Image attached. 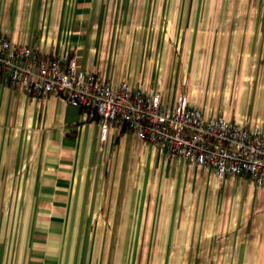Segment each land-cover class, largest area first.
<instances>
[{"label":"crops","instance_id":"1","mask_svg":"<svg viewBox=\"0 0 264 264\" xmlns=\"http://www.w3.org/2000/svg\"><path fill=\"white\" fill-rule=\"evenodd\" d=\"M213 1L0 0V31L172 109L186 94L207 117L264 130V25H202ZM257 8L243 17L264 18ZM139 241L192 264H264V189L122 123L101 141L98 115L0 74V264H136Z\"/></svg>","mask_w":264,"mask_h":264},{"label":"built area","instance_id":"2","mask_svg":"<svg viewBox=\"0 0 264 264\" xmlns=\"http://www.w3.org/2000/svg\"><path fill=\"white\" fill-rule=\"evenodd\" d=\"M0 74L34 97L59 93L71 105L99 116L100 139L110 127L126 124L141 140L185 160L207 165L220 177L247 175L264 189V130L246 128L224 117H207L186 94L172 109L161 95L113 84L76 62L41 55L0 31Z\"/></svg>","mask_w":264,"mask_h":264},{"label":"rangeland","instance_id":"3","mask_svg":"<svg viewBox=\"0 0 264 264\" xmlns=\"http://www.w3.org/2000/svg\"><path fill=\"white\" fill-rule=\"evenodd\" d=\"M206 5L213 6V10L216 12L215 17H211L209 15L208 17L203 18L202 25H253V24H263L264 25V18H257V17H250L246 18L243 17V13L247 10H255L258 9L259 11L264 9V3H253V2H245V1H230V0H215L212 3L211 2H205ZM204 10H208V8L205 6ZM233 10L234 16L232 18H228L227 14L229 11L231 12ZM223 11V13H222ZM225 13L226 16H223ZM170 20V19H169ZM167 31V30H166ZM163 36H165L171 43H182V39L178 40V35L176 33H172L169 30L167 31V34L165 33ZM160 40V39H159ZM181 50V48H180ZM155 244V245H154ZM176 244V243H174ZM154 246V247H153ZM157 247V248H156ZM168 247V256H166V248ZM170 243H146L144 241H139L137 243L136 248V264H192L193 259L187 258L186 256H178L172 252L170 249ZM158 249V256L154 257L153 259L148 257L147 250L148 249ZM184 248V247H183ZM155 249V251H156ZM181 249V247L179 248ZM152 250V251H153ZM164 254V255H163Z\"/></svg>","mask_w":264,"mask_h":264},{"label":"trees","instance_id":"4","mask_svg":"<svg viewBox=\"0 0 264 264\" xmlns=\"http://www.w3.org/2000/svg\"><path fill=\"white\" fill-rule=\"evenodd\" d=\"M124 126H126V127H127V125H126V124H124Z\"/></svg>","mask_w":264,"mask_h":264}]
</instances>
